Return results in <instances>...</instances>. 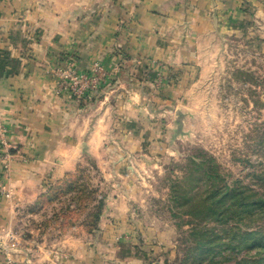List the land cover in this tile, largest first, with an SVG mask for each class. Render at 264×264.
Segmentation results:
<instances>
[{
	"label": "crops",
	"instance_id": "1",
	"mask_svg": "<svg viewBox=\"0 0 264 264\" xmlns=\"http://www.w3.org/2000/svg\"><path fill=\"white\" fill-rule=\"evenodd\" d=\"M262 16L264 0H0V264L136 258L132 239L115 236L129 229L112 227L131 212L137 159L170 139L169 113L212 72L227 37ZM96 64L109 75L100 92L76 100L60 88L63 70ZM86 158L107 188L96 237L77 228L50 244L24 232L23 207Z\"/></svg>",
	"mask_w": 264,
	"mask_h": 264
},
{
	"label": "rangeland",
	"instance_id": "2",
	"mask_svg": "<svg viewBox=\"0 0 264 264\" xmlns=\"http://www.w3.org/2000/svg\"><path fill=\"white\" fill-rule=\"evenodd\" d=\"M213 63L169 113L170 139L147 146L126 182L131 212L112 227L128 228L113 233L137 247L126 264H264V16L248 34L228 36ZM81 165L70 174L107 194L93 158ZM60 186L23 207L19 227L50 244L77 228L93 239L98 198L79 212L76 193Z\"/></svg>",
	"mask_w": 264,
	"mask_h": 264
},
{
	"label": "built area",
	"instance_id": "3",
	"mask_svg": "<svg viewBox=\"0 0 264 264\" xmlns=\"http://www.w3.org/2000/svg\"><path fill=\"white\" fill-rule=\"evenodd\" d=\"M64 77L60 81V88L69 92L76 100H82L92 94L100 92L108 82V73L96 64L88 72L75 73L72 67L63 70Z\"/></svg>",
	"mask_w": 264,
	"mask_h": 264
},
{
	"label": "trees",
	"instance_id": "4",
	"mask_svg": "<svg viewBox=\"0 0 264 264\" xmlns=\"http://www.w3.org/2000/svg\"><path fill=\"white\" fill-rule=\"evenodd\" d=\"M81 170L79 169L77 172H80ZM67 178L64 179L62 181V179L57 180L56 182H54L51 186H49V194L51 193V191L53 190L54 186H56L59 183H61L60 186V191L64 194H72V193H76L75 198L78 201L79 204V212L85 211L90 204L93 203V201L95 199L98 198L99 204H98V209L99 211L97 213H95L94 215V221H95V225H96V220H99L103 210H104V206H105V201H104V196L102 195V193L96 191V190H91L90 189V184L87 182H82L81 180V176L78 177V174H70V172H68L67 174ZM65 175V176H66ZM58 193L54 194V196H57ZM62 195V194H61ZM239 194H237L236 197H238ZM52 197V196H50ZM207 240H204V244L205 245H209L207 243ZM203 244V245H204Z\"/></svg>",
	"mask_w": 264,
	"mask_h": 264
}]
</instances>
